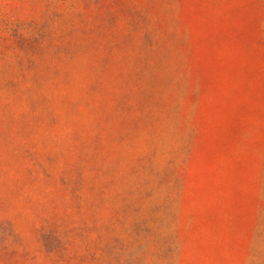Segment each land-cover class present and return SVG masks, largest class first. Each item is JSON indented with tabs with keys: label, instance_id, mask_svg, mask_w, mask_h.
I'll list each match as a JSON object with an SVG mask.
<instances>
[{
	"label": "rangeland",
	"instance_id": "rangeland-1",
	"mask_svg": "<svg viewBox=\"0 0 264 264\" xmlns=\"http://www.w3.org/2000/svg\"><path fill=\"white\" fill-rule=\"evenodd\" d=\"M0 264H264V0H0Z\"/></svg>",
	"mask_w": 264,
	"mask_h": 264
}]
</instances>
